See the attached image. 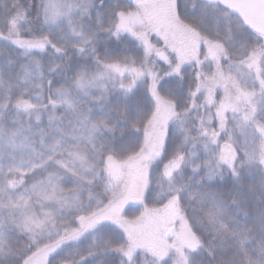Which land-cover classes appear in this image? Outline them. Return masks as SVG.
Returning <instances> with one entry per match:
<instances>
[{"label":"trees","instance_id":"1","mask_svg":"<svg viewBox=\"0 0 264 264\" xmlns=\"http://www.w3.org/2000/svg\"><path fill=\"white\" fill-rule=\"evenodd\" d=\"M61 1L58 13L55 0H0V120L13 117L0 125V264H171L179 218L199 239L188 264H264V177L244 159L262 142L242 120L206 122L196 85L182 77L187 39L154 50L117 29L122 9L111 6L126 0H84L69 14ZM209 5L220 7L206 12L222 36L198 37L204 69L225 52L247 58L264 36ZM30 41L40 48L18 47ZM114 64L144 67L148 80L121 90ZM191 73L195 84L204 74L200 65ZM257 108L264 129V100ZM227 150L233 171L219 163ZM108 156L126 164L121 184L106 177Z\"/></svg>","mask_w":264,"mask_h":264},{"label":"rangeland","instance_id":"2","mask_svg":"<svg viewBox=\"0 0 264 264\" xmlns=\"http://www.w3.org/2000/svg\"><path fill=\"white\" fill-rule=\"evenodd\" d=\"M180 1L182 2L181 8L177 3L174 5L172 0H126L125 4L114 2L111 8L122 9V11L116 12V27L119 31L132 37L140 36L142 41H150L154 50L159 47V49H163L162 47L164 46L167 48L171 43H173L171 50L172 48L176 50V44H181L179 41L187 39L186 45H189V48L184 46V42L182 47L186 55V70L182 77L191 78L193 86L196 85L194 102L200 108L202 106V109H197L204 113L206 122L210 126H213L214 123H219L220 129H223V126L228 125L230 121L236 120L238 122L243 121L242 123L247 124L246 127H251L254 130L257 139L261 140L262 143L256 148L254 154L246 151L244 159L250 162L252 158L254 164L263 172L264 177V129L256 124L259 122L256 111L258 110V101L264 100V39L252 43L254 46L247 58L235 60L225 52V54L220 55L219 64L213 66L210 64L208 70L204 69V50L198 37L203 35L215 39V37L222 36L221 33L219 35L215 32L213 26L208 22L213 17L206 12V10L214 11L220 8L218 6L211 7L209 3L213 5L219 3L216 0H199L200 3L194 1L200 7L193 6L192 9L189 4L185 3L187 0H179V4ZM62 4L61 0H55L53 10L60 13ZM85 5L87 6L88 3L84 0L75 2L68 0L65 12L69 14L75 6L85 8ZM111 8L109 7L107 10L110 11ZM201 10L204 11L201 16H198ZM195 44H198V49L193 53L194 57L192 59L189 50ZM18 47L28 52L36 51V49L40 48L37 41H30L27 44L19 42ZM175 62L176 56L172 53L170 66L173 67ZM199 65L201 75L202 73L204 74L195 84L194 79L196 76L191 72ZM162 66L159 63L155 64V67L158 68H163ZM171 67L168 68L169 72ZM130 68L114 64L110 69V77L116 84H119L118 87L121 90L134 89L148 80L149 70L146 69L144 72V67L129 70ZM180 104L183 108L186 107L185 103L180 102ZM5 118L8 119H1L0 125L5 124L8 120H13V117ZM233 136L232 138H234ZM217 137H219V134H217ZM236 159L237 155L234 150H227L226 154L220 157L219 163H223L233 171ZM104 171L110 184L118 185L121 184L125 177L126 164L113 156H108L104 160ZM43 180L47 182L49 178H44ZM43 184L45 183L42 182ZM38 186H34L33 189ZM4 207V203L0 202V209ZM37 229H39V226L32 225L31 231L34 235H36ZM168 237V258L170 263L188 264L187 252H193L199 248V239L186 220L179 218V222L174 225ZM123 253L127 259H132L135 255L134 250L129 247L125 248ZM158 261H161V259H158Z\"/></svg>","mask_w":264,"mask_h":264},{"label":"water","instance_id":"3","mask_svg":"<svg viewBox=\"0 0 264 264\" xmlns=\"http://www.w3.org/2000/svg\"><path fill=\"white\" fill-rule=\"evenodd\" d=\"M242 25L264 36V0H216Z\"/></svg>","mask_w":264,"mask_h":264}]
</instances>
